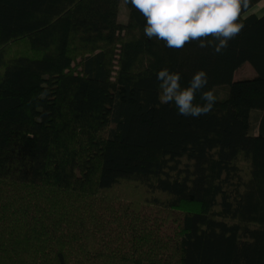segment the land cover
Wrapping results in <instances>:
<instances>
[{
  "label": "trees",
  "instance_id": "1",
  "mask_svg": "<svg viewBox=\"0 0 264 264\" xmlns=\"http://www.w3.org/2000/svg\"><path fill=\"white\" fill-rule=\"evenodd\" d=\"M260 1L216 54L149 39L121 0H0V264H264ZM164 68L205 70L212 110L160 103Z\"/></svg>",
  "mask_w": 264,
  "mask_h": 264
},
{
  "label": "clouds",
  "instance_id": "2",
  "mask_svg": "<svg viewBox=\"0 0 264 264\" xmlns=\"http://www.w3.org/2000/svg\"><path fill=\"white\" fill-rule=\"evenodd\" d=\"M146 20L144 35L161 40L169 48L182 49L198 42L200 48H211L221 54L244 28L240 22L242 9L249 0H125ZM161 81L159 101L174 103L180 115L200 116L209 113L216 101L213 90L202 91L208 84L205 70H198L185 88L180 74L167 68L157 73ZM201 92L203 105L194 103Z\"/></svg>",
  "mask_w": 264,
  "mask_h": 264
},
{
  "label": "rangeland",
  "instance_id": "3",
  "mask_svg": "<svg viewBox=\"0 0 264 264\" xmlns=\"http://www.w3.org/2000/svg\"><path fill=\"white\" fill-rule=\"evenodd\" d=\"M128 18V8L124 0H121L119 6L118 19L120 22L124 23ZM255 70L249 63H245L241 66L235 73L234 79H249L253 78L255 74ZM190 80L187 82V86L189 85ZM186 86V87H187ZM213 90L212 88H204L202 91ZM201 92H197L196 97L201 98ZM100 103H101V113L97 120V131H94V134H98L101 136H106V132L110 126V115H111V107L113 104L114 97V87L113 86H105L101 89Z\"/></svg>",
  "mask_w": 264,
  "mask_h": 264
},
{
  "label": "crops",
  "instance_id": "4",
  "mask_svg": "<svg viewBox=\"0 0 264 264\" xmlns=\"http://www.w3.org/2000/svg\"><path fill=\"white\" fill-rule=\"evenodd\" d=\"M250 13H254L258 16H262L264 14V0L258 2L251 10Z\"/></svg>",
  "mask_w": 264,
  "mask_h": 264
}]
</instances>
